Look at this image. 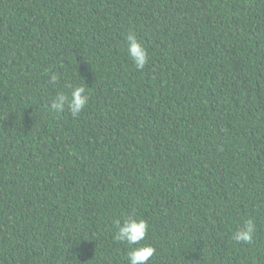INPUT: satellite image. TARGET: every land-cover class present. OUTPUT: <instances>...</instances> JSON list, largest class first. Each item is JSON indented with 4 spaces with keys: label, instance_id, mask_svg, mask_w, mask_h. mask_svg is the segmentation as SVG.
Returning <instances> with one entry per match:
<instances>
[{
    "label": "trees",
    "instance_id": "obj_1",
    "mask_svg": "<svg viewBox=\"0 0 264 264\" xmlns=\"http://www.w3.org/2000/svg\"><path fill=\"white\" fill-rule=\"evenodd\" d=\"M131 214L148 264H264V0H0V264H128Z\"/></svg>",
    "mask_w": 264,
    "mask_h": 264
},
{
    "label": "clouds",
    "instance_id": "obj_2",
    "mask_svg": "<svg viewBox=\"0 0 264 264\" xmlns=\"http://www.w3.org/2000/svg\"><path fill=\"white\" fill-rule=\"evenodd\" d=\"M126 40L127 54L132 60L135 69L143 70L149 63V53L146 47L132 30H129ZM58 81L59 76L55 73L51 74L49 83L56 85ZM89 89L87 85H78L71 88L70 94H66L63 91L59 92L52 99L50 109L57 114L64 113L67 110L73 118L78 117L89 103ZM115 223L117 231L114 240L129 246L127 253L128 264H148L157 251L151 244L142 243V241L146 240L149 233L150 225L148 221L131 214L122 221L117 220ZM256 232L257 225L254 219H246L237 228L232 239L236 244H252L256 237Z\"/></svg>",
    "mask_w": 264,
    "mask_h": 264
}]
</instances>
